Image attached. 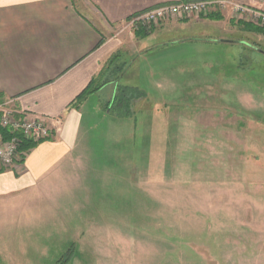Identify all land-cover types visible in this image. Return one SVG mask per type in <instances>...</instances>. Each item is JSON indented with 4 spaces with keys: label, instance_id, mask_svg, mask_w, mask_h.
<instances>
[{
    "label": "rangeland",
    "instance_id": "1",
    "mask_svg": "<svg viewBox=\"0 0 264 264\" xmlns=\"http://www.w3.org/2000/svg\"><path fill=\"white\" fill-rule=\"evenodd\" d=\"M209 26L104 64L109 109H82L84 170L34 264H264V34ZM119 86L143 93L127 116Z\"/></svg>",
    "mask_w": 264,
    "mask_h": 264
},
{
    "label": "crops",
    "instance_id": "2",
    "mask_svg": "<svg viewBox=\"0 0 264 264\" xmlns=\"http://www.w3.org/2000/svg\"><path fill=\"white\" fill-rule=\"evenodd\" d=\"M176 1L183 0H0V101L44 119L51 133L23 150L17 169H0V264H34L52 232L48 215L61 208L53 199L63 193L61 178L84 170L82 109H109L102 100L110 91L109 79H102L104 64L132 41L137 52L159 47L140 46L143 37L125 21ZM228 1L264 10V0ZM206 20L213 24L208 33L242 27L227 8L204 18L164 21L144 37L191 30L192 23ZM89 85L92 90L76 103ZM95 96L101 101L92 104Z\"/></svg>",
    "mask_w": 264,
    "mask_h": 264
},
{
    "label": "built area",
    "instance_id": "3",
    "mask_svg": "<svg viewBox=\"0 0 264 264\" xmlns=\"http://www.w3.org/2000/svg\"><path fill=\"white\" fill-rule=\"evenodd\" d=\"M227 8H230L235 20L264 30V10L228 0H183L161 4L130 17L125 21V27L134 30L139 26L150 27L164 21L204 18L213 11ZM2 130L7 131V139H4ZM50 134L44 119L29 117L24 111L14 109L8 100L0 101V169L19 167L24 156L19 149L23 140L38 141L48 138Z\"/></svg>",
    "mask_w": 264,
    "mask_h": 264
},
{
    "label": "trees",
    "instance_id": "4",
    "mask_svg": "<svg viewBox=\"0 0 264 264\" xmlns=\"http://www.w3.org/2000/svg\"><path fill=\"white\" fill-rule=\"evenodd\" d=\"M239 24L242 27L251 29L253 31L261 32L262 34H264V30L262 28L258 27V26H254L252 24L245 23V22H242V23H239ZM152 28H153V26H150V27L139 26L136 29H134L135 36L138 37V38L144 37L147 34H149V32L152 30ZM91 90L92 89H91V87L89 85L86 89H84L82 91V93L80 95H78L76 97L75 102L76 103L79 102ZM118 92H119L118 95H115L113 97L111 104L116 103V109H117V105H119L120 103H122V101H124L126 103V108H125L124 112H122V113L120 112V113L123 114V116H127V115H129L128 114L129 113V105H128V103H129L130 99L134 98L136 94H138V96L139 95L143 96V93H141V91H139V89L137 87H128V86H119L118 87ZM127 92H129L130 95H126ZM117 111L118 110H116V112ZM2 134H3L4 139L8 138L6 130H2ZM38 142H39V140L38 141H33V140H29V139L23 140L19 149L21 151L28 150V149L34 147Z\"/></svg>",
    "mask_w": 264,
    "mask_h": 264
}]
</instances>
